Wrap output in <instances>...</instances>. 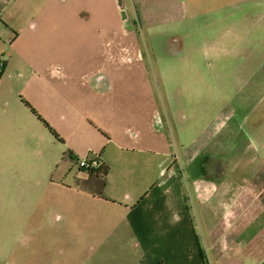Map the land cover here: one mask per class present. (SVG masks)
<instances>
[{"label":"crops","instance_id":"1","mask_svg":"<svg viewBox=\"0 0 264 264\" xmlns=\"http://www.w3.org/2000/svg\"><path fill=\"white\" fill-rule=\"evenodd\" d=\"M260 1L0 0V60L3 73L13 67L9 78L20 79L18 112L43 125L27 102L71 157L84 149L108 168L101 178L79 167L68 179L93 185L124 214L138 264H264L263 51L248 55L236 97L220 91L208 124L191 126L188 145L152 79H123L146 74L144 36L166 26L182 33L203 16L202 4L217 11L206 23L219 37L206 43L210 55L222 60L240 50L262 27ZM243 26L249 31L241 34ZM231 41L235 49L225 45Z\"/></svg>","mask_w":264,"mask_h":264},{"label":"rangeland","instance_id":"2","mask_svg":"<svg viewBox=\"0 0 264 264\" xmlns=\"http://www.w3.org/2000/svg\"><path fill=\"white\" fill-rule=\"evenodd\" d=\"M248 7L253 9V4ZM209 8L200 5L203 16L192 21V26L190 22L183 24L186 30L182 33L176 34L174 26H166L164 34L144 36L146 74L123 75V79H152L169 114L179 115L177 123L185 145L191 140V126L196 123L204 127L219 109L221 103L216 100L220 91L236 97L235 79L248 65V55L258 49L264 54L263 15L262 27L256 32L244 26L238 29L241 34L249 31L241 39L240 50L222 60L211 56L206 43L216 42L219 37L207 28L206 23L215 22L210 19L217 13ZM257 12L264 14V0ZM225 45L237 47L236 41ZM223 62L228 70L220 68ZM14 70L0 71V78L4 74L0 79V264H138L124 214L107 206L93 185L68 179L72 169L78 171L81 160L91 161L92 157L84 149L81 155L78 152L76 158L71 157L72 149L56 141L42 124L25 122L18 112L20 79L9 78ZM254 71L249 79H254ZM218 84L221 89L216 87ZM259 88L263 91L264 84ZM249 90L247 87L243 92ZM171 134L176 136L173 130Z\"/></svg>","mask_w":264,"mask_h":264},{"label":"trees","instance_id":"3","mask_svg":"<svg viewBox=\"0 0 264 264\" xmlns=\"http://www.w3.org/2000/svg\"><path fill=\"white\" fill-rule=\"evenodd\" d=\"M26 106L31 110V112L37 117V119L43 123V125L45 126V128L53 135V137L59 141L62 142V139L59 137V135L57 134V132L50 126L49 123H47L42 117L41 115L31 106L29 105L27 102H25ZM93 175L97 176V177H105L108 174V168L102 166L100 168V170H98L96 173H92Z\"/></svg>","mask_w":264,"mask_h":264},{"label":"built area","instance_id":"4","mask_svg":"<svg viewBox=\"0 0 264 264\" xmlns=\"http://www.w3.org/2000/svg\"><path fill=\"white\" fill-rule=\"evenodd\" d=\"M4 68V65H0V71ZM80 167L86 169L91 174L96 173L102 167V164L98 159H92L91 161L82 160L80 162Z\"/></svg>","mask_w":264,"mask_h":264}]
</instances>
